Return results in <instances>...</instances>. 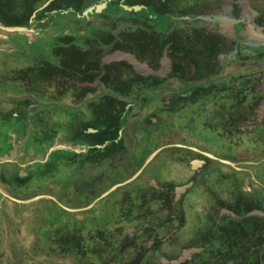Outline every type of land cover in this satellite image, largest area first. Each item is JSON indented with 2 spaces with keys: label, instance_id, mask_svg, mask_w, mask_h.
<instances>
[{
  "label": "flooded vegetation",
  "instance_id": "1",
  "mask_svg": "<svg viewBox=\"0 0 264 264\" xmlns=\"http://www.w3.org/2000/svg\"><path fill=\"white\" fill-rule=\"evenodd\" d=\"M126 1H106L108 16L73 17L62 41L60 86L46 91L60 104V127L44 158L25 165L75 154L62 194L79 206L36 196L76 221H50L48 236H78L94 248L87 264H264V0ZM164 52L171 64L159 63ZM121 58L149 64L135 73ZM58 111L48 113L54 122ZM214 171L236 193L204 201L202 221L182 239L189 197Z\"/></svg>",
  "mask_w": 264,
  "mask_h": 264
},
{
  "label": "trees",
  "instance_id": "2",
  "mask_svg": "<svg viewBox=\"0 0 264 264\" xmlns=\"http://www.w3.org/2000/svg\"><path fill=\"white\" fill-rule=\"evenodd\" d=\"M45 1L47 0H0V25L3 27H25L29 29L35 26L39 30H43L56 16H65V14L70 13L81 17L83 12L88 7L95 6L98 0H54L42 8ZM135 2L128 0L124 4L130 6ZM109 14H111V9L107 6L99 15L108 16ZM118 14H125V11L119 9ZM33 15L34 18H32ZM76 22L80 21L76 20ZM8 34L15 35L17 33ZM23 36L26 37L25 35ZM65 38V35H58L45 41L39 39L38 43L33 44V46H39V49L36 50L35 54H32V63L29 64L25 61V57L29 54L26 49V43L21 45L19 53L16 52L17 57L2 54L0 94L7 95L8 92H12L14 98H9L6 101L7 103L0 101V160L6 156L8 157L13 152L14 144L19 140L25 142L24 155H29V152L32 153L30 159L35 155L41 159L44 158L48 148L53 145L56 131L51 127L59 128L60 124L54 122L48 113L60 110V104L57 102L51 105L49 101L55 99L47 98L46 91L53 83L57 82L60 86L62 77L61 52L64 43L62 40ZM69 39L71 41L74 40L72 37ZM28 45L32 44L29 43ZM67 46L69 47L68 50L81 47L79 42L71 43ZM71 54H73V49ZM13 66L15 67L13 68ZM7 68L8 70H6ZM56 90L59 94L60 87H57ZM30 97L37 103L35 108L30 109L31 100H33ZM47 128L49 129L46 130ZM12 134L16 137L14 138V143ZM76 158L75 154H69L66 163H64L65 157L63 153L56 151L49 156L46 162L35 163L30 167H26V169H23L21 164L16 162L0 163V187L15 200L23 201L36 196H53L59 204L63 205L65 203L67 207L77 208L79 204L74 196L68 198L67 203L64 201L62 191L65 188V180L61 177L64 170L70 173L75 172L76 168L70 167L74 165ZM22 171L23 174H21ZM68 185L75 190L76 183L69 182ZM30 189L34 190L31 191ZM83 199L85 205L89 204L94 199V195L90 197L87 194ZM0 200V204L5 201L1 194ZM42 201L54 209L50 214L54 216V221L57 224L60 216L64 217L67 215L68 221H66L76 225L73 214L65 212L51 201ZM18 207L25 208L27 206ZM50 214L48 215L50 216ZM5 218L6 215L1 208L0 221ZM260 221L264 223L262 218H260ZM49 222L50 220H47L42 223L37 230L39 238L37 246L41 252L45 253V255L56 257L66 254L72 255L76 259L77 264H87L89 261L87 256L94 253V248L81 245L78 241V236L74 234L68 241H62V236L60 237L59 232H55L54 236L51 235L49 237L48 235L51 232L47 228ZM8 229H10V225H8ZM56 234L57 236H55Z\"/></svg>",
  "mask_w": 264,
  "mask_h": 264
},
{
  "label": "rangeland",
  "instance_id": "3",
  "mask_svg": "<svg viewBox=\"0 0 264 264\" xmlns=\"http://www.w3.org/2000/svg\"><path fill=\"white\" fill-rule=\"evenodd\" d=\"M73 17L77 18V16H74L70 13L65 14V16H57L53 19L51 27H45L43 30H39V28L33 26L32 28H30L32 32L27 33L28 36L25 34L18 33L15 35L8 34L0 30V64L3 61L1 60V58H3L2 54L9 56L14 55V57H17V53H19L21 45H25V43L26 49L29 53L28 56L25 57V61H27L28 64L32 63V54H35L36 50L39 49V46H33V44L38 43L39 39L45 41L51 37L66 34V32H70V30L73 31V24H75L74 21L76 19H74ZM78 21H80V19H78ZM23 35H25L26 37H24ZM29 43H31L32 45L29 46ZM14 67L15 66H13V68ZM8 68L6 70H8ZM12 97L14 98V94L12 92H8L7 95L0 94V101L7 103L6 101ZM35 107L36 106L30 107V109ZM53 119L58 124H60L61 114L59 113V111L53 116ZM201 132L205 134L204 139H206L209 143L214 144V142L218 141V138L213 133H209L208 131L204 132L203 130H201ZM13 138L14 137H12V141L14 143ZM24 143L25 142L23 140H19L18 142H16V145L14 144L13 152H11L8 157L6 156L2 160H0V162L16 161L17 163H20L22 165L23 169H26L27 164L25 165V162L30 160L32 153L29 152V155L27 156L24 155ZM245 152L250 153L252 151L245 150ZM245 152L244 154H246ZM263 157L264 156L262 155L261 158ZM32 159L38 160L41 158L35 155L32 157ZM225 169L223 170L226 172L229 171L227 168ZM246 170L248 169L246 168ZM69 173L70 172L64 170L62 172L61 177L64 179ZM21 174H23V171L21 172ZM260 175L261 177L264 176L263 167H261ZM231 185L232 180H228L227 178L221 179L220 173L218 171L211 172V174L203 177V185L196 188L193 191V194L189 197V202L191 201L192 204H190L191 210H189L186 214L187 225L181 232L182 239L184 238V234L185 236H189L190 233L194 232L193 228H197V218H199L198 220L202 221L200 217H202L203 214H201L200 212L204 211L202 208L204 201H209V203H212L216 199L226 200L230 196L235 195L236 192L234 193V189ZM4 200V202L2 201L3 203L0 204V209L2 208L4 214L6 215V218L0 221L1 264H15L17 260L21 264H67L64 263L62 259L56 258L54 256L45 255V253L41 252L40 248L37 246L39 241L37 234L38 227L47 220H54V216H51L50 214V212L52 213L54 209L51 208V206L47 203H43L42 200H52L46 197L41 199L37 198L35 200H32L31 203L29 202L20 205L7 197H4ZM18 206L27 207L23 208ZM48 214H50V216ZM75 217L78 218L76 214ZM65 219H67L66 215L64 217L60 216L58 224L64 222ZM8 225H10V230L8 229ZM199 229L202 230L203 228ZM68 264H70V262H68Z\"/></svg>",
  "mask_w": 264,
  "mask_h": 264
},
{
  "label": "water",
  "instance_id": "4",
  "mask_svg": "<svg viewBox=\"0 0 264 264\" xmlns=\"http://www.w3.org/2000/svg\"><path fill=\"white\" fill-rule=\"evenodd\" d=\"M51 1H53V0L48 1L44 6H42V8H44V7H45L47 4H49ZM106 1H109V0H106ZM106 1H104L103 3L97 5V6L95 7V9H93L92 6L88 7V8L83 12V15L93 14V13H94L93 10H94L95 12H100L102 9H104V8L106 7ZM122 8L125 9V10H131V9H130L129 7H127V6H123ZM32 18H34V15L32 16ZM0 30H1V31H4V32H7V33L25 34V35H27V36H28L27 33H31V32H32L31 29H29V28H25V27H3V26H1V25H0ZM232 34H233V35L235 34L234 30L232 31ZM115 62H124V63L129 64V65L132 67V69H133V71H134L135 73H136L138 70H140V69H143V68L148 67L147 64H149L148 61H145V62H141V63H139V62L134 61V60L129 59V58H121V59H117V60H115ZM159 63H161V64H171V60L167 57L166 52H164L163 57L159 60ZM59 148H60V147H59ZM53 150H55V148H51V149L48 151V154H49L51 151H53ZM0 194H1L3 197L10 198V197L4 192V190H3L1 187H0ZM37 198H40V199H41V198H45V197H35V198H33V199L26 200V201L21 202V203H22V204H24V203L26 204V203L32 202V200H35V199H37ZM257 214L260 215V216H263V214L260 213V212H257Z\"/></svg>",
  "mask_w": 264,
  "mask_h": 264
},
{
  "label": "crops",
  "instance_id": "5",
  "mask_svg": "<svg viewBox=\"0 0 264 264\" xmlns=\"http://www.w3.org/2000/svg\"><path fill=\"white\" fill-rule=\"evenodd\" d=\"M97 5H99V4H96L95 6H93V9H95V7ZM106 8H107V6L104 9H102L100 12H95L94 10H93V12H94V14H101ZM63 35H65V34H63ZM62 41H64V39Z\"/></svg>",
  "mask_w": 264,
  "mask_h": 264
}]
</instances>
